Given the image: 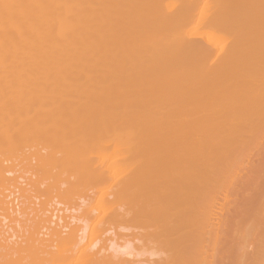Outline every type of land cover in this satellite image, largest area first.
Masks as SVG:
<instances>
[{
    "label": "bare ground",
    "instance_id": "obj_1",
    "mask_svg": "<svg viewBox=\"0 0 264 264\" xmlns=\"http://www.w3.org/2000/svg\"><path fill=\"white\" fill-rule=\"evenodd\" d=\"M261 141L264 0H0V264H264Z\"/></svg>",
    "mask_w": 264,
    "mask_h": 264
},
{
    "label": "rangeland",
    "instance_id": "obj_2",
    "mask_svg": "<svg viewBox=\"0 0 264 264\" xmlns=\"http://www.w3.org/2000/svg\"><path fill=\"white\" fill-rule=\"evenodd\" d=\"M259 142H260V141H259ZM261 142H262L263 145H264V141H261ZM256 144H257V143H252L251 145H249V148L251 147V149H246V151H249V152H248V154L246 153V156H245V157H247V156L249 155V159H248V160L250 161V159H251V155H253V156H252V159H251V161H252V160H253V161H252V163H250V162H251V161H250V162H249V163H250L249 165H248V163L245 164V165H246V168H245L246 173H245V170H244V171H243V175H242V177H245V175L247 174V171H248L247 168H249L251 164L258 163V162H257L258 159H259L260 157H261V159H262V157H264V156H262V155H263V152H264V146L262 147L263 149H261L260 146H259L260 143H259L258 147L256 146ZM254 147H255V148H254ZM260 149H261V150H260ZM241 150H242V152H243V149H241ZM250 150H252L253 152H252V151L250 152ZM254 150H255L256 152H255ZM258 151H259V153L262 152L261 155H260V154L257 155ZM239 153H240V151H239ZM244 153H245V151H244ZM255 153H256V154H255ZM255 155H256V156H255ZM243 157H244V155H242V158H243ZM261 159H260V160H261ZM254 161H255V162H254ZM244 173H245V175H244ZM241 174H242V173H240V175H241ZM222 185H225V186L222 187V188H221V187H220V188L218 187V188L216 189V192H217V193H220V194H221V192H222V193H225L224 190H223V191H221V190H222L223 188L226 189V185H227V184H222ZM227 186H228V185H227ZM228 187H229V186H228ZM238 188H240V187H238ZM229 189H230V188H228V190H229ZM228 190L226 189V192H227ZM230 191H232V190H230ZM239 195H240V194H239ZM220 196H223V195H220ZM230 198L232 199V196H231ZM230 198H229V200H231ZM229 207H230V204H229ZM229 207H228V208H229ZM230 208H231V207H230ZM230 208H229V209H230ZM225 215H226V213H225ZM227 215H229V214L227 213ZM227 215L225 216V217H226L225 219H227ZM228 217H230V216H228ZM229 219H230V218H229ZM228 221H229V220H228ZM247 227L249 228V225H248ZM247 227L245 226L246 230H247ZM241 228H242V227H241ZM250 228H251V227H250ZM250 228H249V229H250ZM227 229H229V223H228V228H226V231H229V230H227ZM246 230H245V231H246ZM240 232H241V231H240ZM246 232H247V231H246ZM241 233H242V232H241ZM243 233H244V227H243ZM229 235H230V232H229V234H228V238H230ZM251 253H252V252H251ZM249 254H250V252H249ZM250 255L252 256V254H250Z\"/></svg>",
    "mask_w": 264,
    "mask_h": 264
}]
</instances>
